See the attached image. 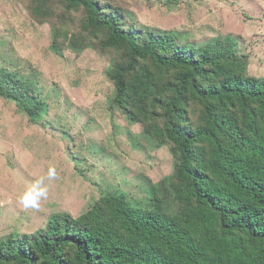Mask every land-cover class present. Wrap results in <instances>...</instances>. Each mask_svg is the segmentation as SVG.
<instances>
[{"label": "trees", "instance_id": "16d2710c", "mask_svg": "<svg viewBox=\"0 0 264 264\" xmlns=\"http://www.w3.org/2000/svg\"><path fill=\"white\" fill-rule=\"evenodd\" d=\"M27 3L51 23L54 54L55 43L95 41L118 55L109 112L169 146L174 163L145 205L105 192L77 218L54 213L43 229L0 240V264H264V78L247 77L231 45L126 28L107 0ZM80 11L75 32L67 19ZM0 96L43 120L38 90L17 73L0 70Z\"/></svg>", "mask_w": 264, "mask_h": 264}, {"label": "rangeland", "instance_id": "374dc122", "mask_svg": "<svg viewBox=\"0 0 264 264\" xmlns=\"http://www.w3.org/2000/svg\"><path fill=\"white\" fill-rule=\"evenodd\" d=\"M49 2L58 9L59 0ZM107 2L126 28L196 47L231 45L246 60V76L264 78V0ZM27 6L0 0V70L33 83L43 120L30 122L0 96V240L31 235L54 213L77 218L105 192L143 206L174 163L169 146H156L139 135L141 125L109 112L108 73L118 55L101 53L95 41L81 50L55 43L54 54L51 23L33 19ZM69 16L77 32L82 12Z\"/></svg>", "mask_w": 264, "mask_h": 264}]
</instances>
